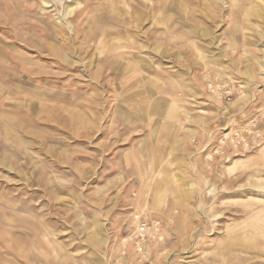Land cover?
I'll list each match as a JSON object with an SVG mask.
<instances>
[{"label":"rangeland","instance_id":"rangeland-1","mask_svg":"<svg viewBox=\"0 0 264 264\" xmlns=\"http://www.w3.org/2000/svg\"><path fill=\"white\" fill-rule=\"evenodd\" d=\"M259 111L264 0H0V264H264Z\"/></svg>","mask_w":264,"mask_h":264},{"label":"built area","instance_id":"built-area-1","mask_svg":"<svg viewBox=\"0 0 264 264\" xmlns=\"http://www.w3.org/2000/svg\"><path fill=\"white\" fill-rule=\"evenodd\" d=\"M209 92L221 102L229 103L235 95V88L230 80H223L217 83H209ZM264 124V111L257 112L249 122L241 129L229 130L219 138L215 153L227 146L243 147V150H251L257 143H261V127ZM258 143V144H259ZM141 234L145 232V226L140 228Z\"/></svg>","mask_w":264,"mask_h":264}]
</instances>
